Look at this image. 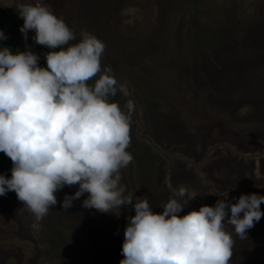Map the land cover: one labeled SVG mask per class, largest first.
I'll return each instance as SVG.
<instances>
[{"label":"rangeland","instance_id":"374dc122","mask_svg":"<svg viewBox=\"0 0 264 264\" xmlns=\"http://www.w3.org/2000/svg\"><path fill=\"white\" fill-rule=\"evenodd\" d=\"M36 3L65 20L70 44L84 31L100 38L102 68L128 88L110 99L134 105L133 160L120 173L133 204L103 213L83 207L85 193L65 210L79 185L65 186L37 221L10 191L0 196V264H120L137 197L162 212L182 185L194 198L181 216L226 195L231 203L264 195V0H0V9L21 28L19 6ZM34 36L22 33L15 45L46 67L52 49ZM11 169L0 152V174ZM225 229L234 239L229 264H264V216L246 239L227 221Z\"/></svg>","mask_w":264,"mask_h":264},{"label":"clouds","instance_id":"9594fccd","mask_svg":"<svg viewBox=\"0 0 264 264\" xmlns=\"http://www.w3.org/2000/svg\"><path fill=\"white\" fill-rule=\"evenodd\" d=\"M18 12L25 40L34 30L35 43L52 51L42 67L30 47L0 49V152L12 161L11 177L0 174V196L15 192L37 221L58 203L56 193L65 186L79 185L74 195H65V210L85 193L83 207L103 213L132 205L120 173L133 160L127 149L134 105L110 99L129 91L110 65L102 68L105 43L84 31L70 44L73 30L41 3L20 5ZM6 38L0 30V39ZM193 198L182 185L155 212L137 197L120 264H229L234 239L225 221L246 239L264 216V195L257 193L242 194L236 203L226 195L181 216Z\"/></svg>","mask_w":264,"mask_h":264},{"label":"trees","instance_id":"16d2710c","mask_svg":"<svg viewBox=\"0 0 264 264\" xmlns=\"http://www.w3.org/2000/svg\"><path fill=\"white\" fill-rule=\"evenodd\" d=\"M9 22L10 26H12V29H14V26L16 29L13 30H8L7 29V23ZM14 25V26H13ZM0 30L3 31V33L5 34V36L7 37L6 39H0V49L4 48V47H9L14 53L18 50V47H16L15 44H17L22 37V33L20 31V28L17 27V25L14 23L13 20H11V18H9L7 16V14L0 9Z\"/></svg>","mask_w":264,"mask_h":264}]
</instances>
